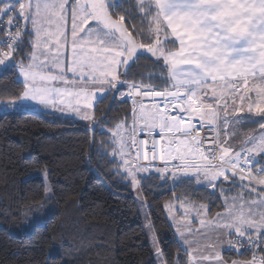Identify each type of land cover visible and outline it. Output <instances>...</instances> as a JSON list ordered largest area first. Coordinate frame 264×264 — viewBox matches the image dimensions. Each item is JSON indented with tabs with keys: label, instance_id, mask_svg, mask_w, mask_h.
I'll return each mask as SVG.
<instances>
[{
	"label": "snow or ice",
	"instance_id": "snow-or-ice-1",
	"mask_svg": "<svg viewBox=\"0 0 264 264\" xmlns=\"http://www.w3.org/2000/svg\"><path fill=\"white\" fill-rule=\"evenodd\" d=\"M141 57L152 61L147 75L149 65L139 64ZM4 66L13 82L23 83L19 95L4 89L18 95L0 101L5 109L31 106L74 115L95 133L108 122L106 111L94 116L98 104L105 98L131 101V127L126 113L113 121L102 143L112 149L111 171L131 185L141 207H150L142 199L146 187L169 180L173 186L185 180L205 185L223 197L226 215L217 218L223 215L225 222L218 225L216 243L194 260L192 228L177 221L176 259L168 258L164 242L153 235L154 264H226L225 247L238 256L252 253L251 260L232 264H264V255H256L264 253V159H253L254 153L264 157V0H0ZM245 118L259 123L261 135L247 140L251 147L234 146L230 129ZM156 128L159 140L152 138ZM93 145L95 134L89 160ZM99 154L109 156L106 149ZM238 183L241 194L229 206L228 186ZM52 194L45 184V198ZM153 227L149 220L147 229Z\"/></svg>",
	"mask_w": 264,
	"mask_h": 264
},
{
	"label": "trees",
	"instance_id": "trees-1",
	"mask_svg": "<svg viewBox=\"0 0 264 264\" xmlns=\"http://www.w3.org/2000/svg\"><path fill=\"white\" fill-rule=\"evenodd\" d=\"M114 2L120 4L121 0ZM138 63L149 65L144 70L146 75L153 71L151 60L141 57ZM0 68V101L17 99L23 91L22 81L13 82L7 66ZM5 88L18 95L4 91ZM131 107L130 100L116 97L109 102L105 98L97 105L94 116L99 117L106 111L108 122L97 125L95 133L91 126L85 131L86 125L79 119L51 110L26 109L0 114V264H61L62 260L64 264H154V254L147 242L131 185L123 183L111 171L115 167V163L108 162L112 149L102 143L109 139L108 130L113 128L114 120H122L126 113L128 125L134 119ZM246 122L247 125L242 121L238 127L230 129L228 139L234 146L239 145L240 136L258 132V122L254 125L247 118ZM94 134L93 159L89 160V141ZM105 149L109 153L107 157L99 154ZM259 159L264 157L259 155ZM40 168H47L52 197L59 211L35 224L29 232L13 234L10 224L30 208L45 202L42 178H23L28 171ZM228 187H231L230 193L242 191L239 183ZM143 197L150 205L156 236L164 242L168 258L173 261L178 241L167 218L166 204L179 201L204 204L210 219L224 209L219 192L210 194L205 185L186 180L175 186L171 180L159 187L153 183L146 187ZM76 200L78 211L74 217L68 207L74 206ZM58 242L74 254L64 259L60 253H52L54 243ZM180 254L183 256V251ZM223 257L226 261L251 258L249 252L238 256L228 249Z\"/></svg>",
	"mask_w": 264,
	"mask_h": 264
},
{
	"label": "rangeland",
	"instance_id": "rangeland-1",
	"mask_svg": "<svg viewBox=\"0 0 264 264\" xmlns=\"http://www.w3.org/2000/svg\"><path fill=\"white\" fill-rule=\"evenodd\" d=\"M0 71H1V68H0ZM161 90L162 89H158L157 91H161ZM2 102H8V101L2 100ZM150 103H151V101H145L146 105H148ZM26 109H28V107L27 108L18 107L15 110L22 111V110H26ZM162 110H163V105H161V111ZM7 111H14V110H12L11 108L5 109L3 107H0V114H2L3 112H7ZM65 115L79 119V118L75 117L74 115H68V114H65ZM79 121L85 125L87 124V122L82 121L81 119H79ZM132 121L129 123V128L131 127ZM138 126L143 127V121H140ZM153 133L158 134L159 128L154 129ZM139 139H147V138H145L143 136V134H140ZM157 162H159V161H157ZM245 175H247V171H245ZM253 175H255V172H253ZM29 177H39V178L41 177L43 180V183H44V189H45V184L50 186L49 181H48V177L45 176V170L43 168L30 170V171H28V173H26L23 176L24 179H29ZM244 183L246 184L247 180H245ZM131 193H132V195H134L136 197L137 193L135 192V190L131 189ZM240 194H241V191H239L237 193L236 192L235 193H230V192L226 193V195L229 197V206H231L232 198L238 197ZM52 196L53 195H51L50 198L46 199L45 198V191H44L45 202L42 203L38 207L30 208V210L27 211L26 214H24L22 217H20L19 220L13 221L9 227L10 232L13 234H19L21 232H29L31 230V228L34 227L35 224L42 223L45 218L51 217V216H53L54 213L58 212L59 211L58 203L55 200H53ZM244 198L246 200H251V199H254L255 197H248L246 194H244ZM142 199H144L143 196H142ZM77 203H78V201L76 200V201H74V206L71 205L70 207H68L72 211V215L74 217L76 216V212L78 211V210H76V208L78 206ZM136 203H137V208L139 209L140 218L142 219V222H143L145 230H146L147 242H149V244L152 248V236L156 235V231L154 230V228L151 232L147 229V224H148L149 220L151 221L150 213H149V207L148 206L141 207L140 203L137 200H136ZM223 203H224V200H223ZM236 203H237V210H238L239 201L237 200ZM201 205H204V204H195L192 202L190 203V202H185V201H179V202H174V203L169 202L165 206L167 208V218H169L170 222L172 223V225H174V227H175V224L177 221L183 222L185 220L188 224H192V222L196 221L197 224L202 226L200 223V220L203 219L206 221L205 224H207L209 227H213V228H215V227L218 228L219 224L225 222L223 219V215H221L219 217V219L217 218L218 214L226 215V208L225 207L223 210L219 211L215 215L214 219H210L208 216H206L207 207H205L201 211L200 215L197 214L198 209L200 208ZM169 207L172 210L174 209L175 212L177 211L179 215H177L176 213L174 215H172V210H171V212H169V210H168ZM185 208L189 209V211L187 213L185 212ZM245 211H247V208H245ZM257 211H259V209H257ZM64 212H65V214H68L67 211H64ZM146 215L149 217V220L145 219ZM173 216H175V218H176L175 221L172 219ZM29 222H31V223H29ZM60 244H61V242L54 243V247L51 249V252L54 254L60 253L62 255V257H64V259H67L68 257H71L74 254L73 251L65 250V247L60 246Z\"/></svg>",
	"mask_w": 264,
	"mask_h": 264
},
{
	"label": "crops",
	"instance_id": "crops-1",
	"mask_svg": "<svg viewBox=\"0 0 264 264\" xmlns=\"http://www.w3.org/2000/svg\"><path fill=\"white\" fill-rule=\"evenodd\" d=\"M68 27L70 28V20H69V23H68ZM21 81H22V78H21ZM28 109H35V110H37V109H40V108H38V107H35L34 108V107L29 106ZM40 110H42V109H40ZM45 111H49V110H45ZM54 112L59 113L58 111H54ZM244 123H245V125L248 124L246 122V118L244 119ZM253 124L256 125L257 122L256 123H253ZM260 135L261 134L259 133V131L257 133H254V135L247 134L246 133L245 135H242V136H240L238 138L239 144L240 145H243L244 147H251V145H248L247 144V140L250 137H253V136H255L256 138H259ZM152 138H155V139L159 140L160 139V136H159V134H153ZM258 156H259V153H254L253 159L254 160H257L258 159ZM175 213L177 215H179L178 212L177 211L175 212V210L173 209L172 210V215H174ZM190 226L192 228V232H191L190 235H188V240L190 242V248H189V250L195 253V255L192 257L195 260V259H198L199 258L200 250L204 249L206 245H208L210 243H216L217 242V232H218V228L217 227H215V228L209 227L207 224H203L202 226H200L199 224H197L196 221L195 222H192V224H190ZM172 227H173L174 231L176 232V228L174 227V225H172ZM176 239L178 241V237L177 236H176ZM228 239H229V237H227L225 235L224 236L225 242ZM179 243H180V245L182 247H187V246H184L183 245L182 241H180ZM226 250H227L226 247L222 250V252H221L222 256H223V252L226 251ZM204 254L207 255L208 252L205 251ZM234 260H239V261L243 262L245 260H251V259H240L239 258V259H231V260H228V261L225 260V261H226V264H232V261H234Z\"/></svg>",
	"mask_w": 264,
	"mask_h": 264
},
{
	"label": "built area",
	"instance_id": "built-area-1",
	"mask_svg": "<svg viewBox=\"0 0 264 264\" xmlns=\"http://www.w3.org/2000/svg\"><path fill=\"white\" fill-rule=\"evenodd\" d=\"M153 134H155V133H153ZM153 134H152V136H153ZM158 134H159V133H158ZM201 134L203 135V134H205V133H201ZM139 135H140V134H138V137H139ZM145 137H146L147 139L149 138V137H147V136H145ZM157 163L159 164V162H157ZM244 174H245V173H244ZM249 253H250V256H251V258H252V253H251V252H249ZM256 255H257V257L259 258L261 255H264V253H259V252H257ZM251 258H250V259H251Z\"/></svg>",
	"mask_w": 264,
	"mask_h": 264
},
{
	"label": "water",
	"instance_id": "water-1",
	"mask_svg": "<svg viewBox=\"0 0 264 264\" xmlns=\"http://www.w3.org/2000/svg\"><path fill=\"white\" fill-rule=\"evenodd\" d=\"M110 1H113V0H109V2H110ZM114 1H116V0H114ZM146 101H149V100H146ZM89 129H90V128H89ZM90 130H91V129H90Z\"/></svg>",
	"mask_w": 264,
	"mask_h": 264
},
{
	"label": "bare ground",
	"instance_id": "bare-ground-1",
	"mask_svg": "<svg viewBox=\"0 0 264 264\" xmlns=\"http://www.w3.org/2000/svg\"><path fill=\"white\" fill-rule=\"evenodd\" d=\"M145 137V135H143ZM146 138V137H145Z\"/></svg>",
	"mask_w": 264,
	"mask_h": 264
}]
</instances>
